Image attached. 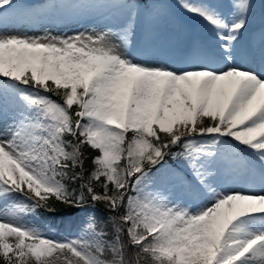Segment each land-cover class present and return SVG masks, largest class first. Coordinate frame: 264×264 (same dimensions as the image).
Masks as SVG:
<instances>
[{"label": "snow or ice", "instance_id": "obj_1", "mask_svg": "<svg viewBox=\"0 0 264 264\" xmlns=\"http://www.w3.org/2000/svg\"><path fill=\"white\" fill-rule=\"evenodd\" d=\"M82 7L126 17L116 32L0 31L3 264H264V72L238 64L255 59L241 45L252 0H230L227 15L181 0L212 42L193 44L175 68L122 51L134 43L137 3ZM46 14L0 0V23ZM259 58L264 66V30ZM236 177L262 194L226 191L220 182ZM89 202L112 215H89L77 238L36 223L56 203Z\"/></svg>", "mask_w": 264, "mask_h": 264}, {"label": "rangeland", "instance_id": "obj_2", "mask_svg": "<svg viewBox=\"0 0 264 264\" xmlns=\"http://www.w3.org/2000/svg\"><path fill=\"white\" fill-rule=\"evenodd\" d=\"M27 4L16 5L18 10H43L47 14L34 22L21 21L14 17H10L7 22L0 23V31H5L12 34H25L28 36H44L51 35L57 37L72 36L78 33H95L103 32L105 29L122 25L126 17V10L120 8H103V7H82V5H100L111 4L114 0H28ZM34 1V2H33ZM140 5V17L137 21V27L134 37V43L124 49L129 58L138 62V55L140 53L139 42L146 34V21L153 17V13H165L168 16V21L162 25L159 30L165 31L172 22L178 32L179 39H183L188 35V31L184 29L181 20H192L195 17L189 15L187 12H179L181 0H127ZM191 3H199L201 0H188ZM219 8V7H218ZM220 9V8H219ZM221 10V9H220ZM224 13V11H222ZM225 14V13H224ZM255 14L262 16L264 25V0H256L252 15L249 22H255ZM151 20V19H150ZM199 20V19H198ZM264 30V27L263 29ZM257 32L260 38L261 31ZM154 66V65H153ZM242 68L256 70L257 64L252 60L243 61ZM264 71V66L260 67ZM49 95V93H44ZM50 96V95H49ZM53 100H57L56 95L52 93L50 96ZM3 125H0V127ZM131 135V134H130ZM175 166V163H169ZM242 178V177H241ZM221 185L226 191H238L253 194H262L259 186L256 190L248 188L247 182L242 186L232 185L228 179L222 180ZM0 201V207H2ZM90 215V210L86 207L83 210H78L76 218L70 217V221H74V227L66 234H60L56 229L52 228L49 223H43L37 217L36 223L45 228L50 229L49 235L57 239H71L82 235V229L85 222ZM0 264H3V259L0 257Z\"/></svg>", "mask_w": 264, "mask_h": 264}, {"label": "bare ground", "instance_id": "obj_3", "mask_svg": "<svg viewBox=\"0 0 264 264\" xmlns=\"http://www.w3.org/2000/svg\"><path fill=\"white\" fill-rule=\"evenodd\" d=\"M16 5L27 4L28 0H14ZM34 2V1H33ZM38 3V1H35ZM216 7H219L221 11L227 15L230 11V0H209ZM256 0H252L253 9ZM179 12L186 13V11L180 6ZM153 17L146 21L145 27L146 34L143 36L142 40L139 42L140 49H147L144 53H139L138 63H147L151 66L166 65L171 67H182L183 57L185 52L189 47L195 43L210 44L212 42V35L210 30L204 25L201 20L197 18L192 20H181V24L184 29L188 31V35L179 39L177 29L175 25L171 22L165 31H160L159 28L165 25L168 21V16L165 13H153ZM190 15V14H189ZM255 22H249L248 31L245 32L243 37H241V45L244 47H249L255 52V59H252L256 64V71L264 72L260 70L262 67L259 58L260 50V38L257 36V32L263 29L264 25L262 16L255 14ZM120 25L105 29L103 32L111 29L116 32L120 29ZM124 49H122L123 51ZM243 61H238L241 67ZM3 127V126H1ZM246 158V157H245ZM228 181L232 185L242 186L246 182L248 188L256 190L258 187L253 188L249 182L241 177L229 178Z\"/></svg>", "mask_w": 264, "mask_h": 264}, {"label": "trees", "instance_id": "obj_4", "mask_svg": "<svg viewBox=\"0 0 264 264\" xmlns=\"http://www.w3.org/2000/svg\"><path fill=\"white\" fill-rule=\"evenodd\" d=\"M49 95L51 96L52 93H49ZM55 98H57V100L60 101V97L56 96ZM130 134L131 133H129V136ZM169 163H175V162L172 160H169ZM91 167L92 165H91L90 160H86L85 161L86 170H90ZM86 175H87V171H86ZM54 206L57 209L56 212H46L43 209H41L39 211L38 217L43 223H49L52 226V228L56 229V231L64 235L70 232L72 228L74 227V221L73 220L70 221V217L72 216L76 218V213L78 212V210L77 209H65L64 206L59 203H56ZM86 208L90 210V215L94 213L98 221L101 223L106 222V218L112 215V213L104 211V207L101 204H97L93 208V206L89 202L86 205Z\"/></svg>", "mask_w": 264, "mask_h": 264}]
</instances>
